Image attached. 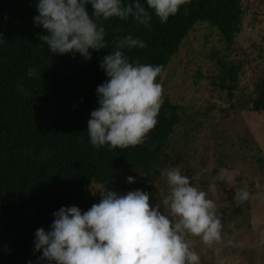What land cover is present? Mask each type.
<instances>
[{
  "label": "trees",
  "instance_id": "obj_1",
  "mask_svg": "<svg viewBox=\"0 0 264 264\" xmlns=\"http://www.w3.org/2000/svg\"><path fill=\"white\" fill-rule=\"evenodd\" d=\"M86 7L91 10L90 5ZM243 14L242 0H183L166 23L153 14L151 30L131 18H112L103 21L106 48L90 49L91 59L85 60L79 53H51L40 41L46 32L33 21L38 15L36 0H0V36L5 40L0 44V264H27L28 260L35 264L41 255L34 252L35 230L43 227L47 231L53 212L61 206L91 207L80 203L90 187L121 194L140 189L149 193V202L154 200L150 192L159 172L167 170L170 162L177 163L175 159L184 151L189 130L179 136L175 133L180 125L187 126L185 109L167 94H163L157 124L144 144L97 149L89 143L87 120L98 106L96 88L106 79L99 62L113 49L116 37L131 33L145 41L144 48L125 52L130 61L162 65L157 77L161 83L164 71L196 25L205 24L228 51L240 32ZM211 58L218 72L211 77V85L226 91L231 99L243 63L215 53ZM29 67L38 68L40 75L28 77ZM18 84L29 94L19 91ZM254 94L249 110L264 112V71ZM251 145L256 147L254 142ZM128 176L135 182L129 184ZM234 203L238 210L249 204L238 198Z\"/></svg>",
  "mask_w": 264,
  "mask_h": 264
},
{
  "label": "clouds",
  "instance_id": "obj_2",
  "mask_svg": "<svg viewBox=\"0 0 264 264\" xmlns=\"http://www.w3.org/2000/svg\"><path fill=\"white\" fill-rule=\"evenodd\" d=\"M183 0H36L38 15L33 17L46 34L40 41L54 54L79 53L91 59V50L106 48L103 21L129 18L151 30L154 14L160 23L175 15ZM90 5L91 10L86 6ZM151 10V11H149ZM5 40L0 36V44ZM145 41L131 33L117 36L114 47L99 62L106 79L97 86L98 106L87 120V136L94 148L107 145L125 149L142 145L157 124L164 103L163 87L157 79L159 64L130 61L125 50L144 48ZM26 75L37 77L38 68L29 67ZM17 88L24 95L23 84ZM83 141L84 137H79ZM154 146V145H152ZM226 169L210 177L208 191L216 192V181ZM235 172H233V175ZM167 192L159 202L149 203V193L140 189L118 193L107 188L100 200L82 211L78 206H61L53 212L46 231L34 232L35 264H200L191 237L213 246L222 237V222L216 202L198 188L178 166L167 167ZM127 182L134 183L128 176ZM241 202L247 201V187L236 190ZM228 245L234 242L229 239ZM219 251V249H215ZM27 264H34L28 260Z\"/></svg>",
  "mask_w": 264,
  "mask_h": 264
},
{
  "label": "rangeland",
  "instance_id": "obj_3",
  "mask_svg": "<svg viewBox=\"0 0 264 264\" xmlns=\"http://www.w3.org/2000/svg\"><path fill=\"white\" fill-rule=\"evenodd\" d=\"M242 8L240 32L230 50H223L205 24L196 25L161 81L163 94L185 109L187 126L180 125L175 135L189 130L184 151L175 159L177 163L170 162V167L178 166L198 188L208 192L222 222L223 239L215 245H205L199 237L190 238L200 255V264H264V112L249 110L255 84L264 71V0H242ZM212 53L243 63L238 88L231 99L226 91L211 85V77L218 73ZM218 168L227 172L216 181L213 193L207 185ZM163 173L165 169L155 179L150 205L159 202V193L167 192ZM245 186L250 193L249 204L238 210L234 203L238 198L236 190ZM99 191L104 188L90 187L80 203H96L101 198ZM229 239L234 242L231 246L226 243Z\"/></svg>",
  "mask_w": 264,
  "mask_h": 264
}]
</instances>
